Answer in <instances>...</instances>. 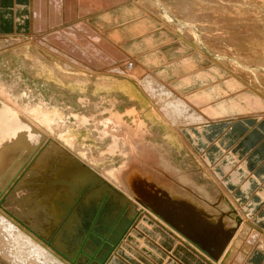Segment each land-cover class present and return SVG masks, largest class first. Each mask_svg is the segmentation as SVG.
I'll return each instance as SVG.
<instances>
[{
	"label": "rangeland",
	"instance_id": "374dc122",
	"mask_svg": "<svg viewBox=\"0 0 264 264\" xmlns=\"http://www.w3.org/2000/svg\"><path fill=\"white\" fill-rule=\"evenodd\" d=\"M32 1L35 2L37 12L42 13V19L47 22L49 20V16L53 12L50 5L54 0ZM81 1L83 0H77L76 2L77 6L75 9L77 12L79 8L78 5H80ZM117 1L118 0H115L113 5L109 3L111 6L108 8L115 6ZM151 1L152 5L154 4L152 8L147 6V2L145 0H135L133 1L135 3L132 2L126 5L133 4V6L141 11V15H149L152 17L155 23H157L154 28H168L171 30V33L174 35L171 36L169 34L171 39L178 37L177 39L181 41H183V39L187 40L184 37V34H186L185 31L186 29L187 31L191 30L195 35L190 38L191 41L187 40L190 44H186L189 47L192 46V49L188 51L186 46L185 54L192 53L197 59L195 67L187 68L185 72L181 70L171 73L169 78L171 79L170 82L166 81L165 77L156 76L155 74V76L152 77H155L162 82L174 93L175 96L178 94L177 97L180 96L183 99L186 98V95L190 92L187 91L188 93H182V91L176 87L179 80L188 75H195V73L199 74L201 72H210V74H212L211 78H207L208 76H206V78L203 77L204 81H201V84L193 87L191 90H196L197 88L200 90L206 88L210 89L211 87L220 88V92L222 94L217 97H211L212 102H214L213 104L221 102L227 98H236L251 91L250 93L255 95L257 100H248V102H245L249 103L250 107L249 105L244 104V107L242 106L240 109L237 107H235V109L227 108L228 112L232 111L227 115L234 117L245 114L264 113V0ZM163 1L170 5L169 7L171 10L167 9L163 5ZM55 2L57 5L56 8L60 11L57 13L64 18L62 15L63 0H59V2L58 0H55ZM102 8L103 7L100 6L97 10L100 11ZM172 8H177V12L179 14L174 13ZM32 10L34 15V7ZM184 10L187 11L189 13V17H191V19L186 22L181 16L183 15ZM92 11L93 12L91 13L98 12L96 10ZM50 17H52V15ZM130 19L132 20V18ZM75 20L66 22L62 26H69L70 23L72 25ZM35 24L39 25L40 33L31 31L29 35L33 33L36 36H41V34L45 35L50 33V31H55V27H53V29L51 27L41 29V27L44 26L42 21L36 20ZM189 25H191V28L188 27ZM34 28L36 29L37 27L35 26ZM154 28L144 29V35L149 34ZM56 31H59V29ZM111 32L109 31V33ZM76 33L77 34H72V37H70L71 39L66 37L63 38V34L60 35L59 33H56V35H60L65 40V43H67V49L64 48V50L68 53V55L76 56L78 54V56L73 57L78 60L81 59L80 62H85L84 64H92L86 68L82 67L79 69L78 67L76 68L78 70L72 69V71L62 70L63 63H65L62 61V57L46 52L45 48L31 40L29 35L20 40H16L15 37H0V109L2 108L1 103L11 106L14 112L20 116L17 124H20V122H22L21 124H28L30 128L32 127L30 129L32 134L34 132L36 134L35 139L31 140L30 138L28 140V138L25 137L26 141H23L19 135L21 134V137L24 138V135H26L24 133L25 131L16 135L14 133H7V130L5 129L7 126L0 128V135L2 134L0 136V167L2 166L0 169V215L6 217L9 221L19 227L20 230L26 233V229H24L22 225H19L16 220L14 222V219H10L12 217H10L11 210L9 211V209L17 211L19 215L24 213L23 210L29 214L34 213V211L40 214V216L41 214H45L43 209L47 207L43 208V206L37 202L36 198L40 197V199H42V173L45 175V182H47L46 179L50 178L51 169L46 170V167L50 164L55 167L56 163H80L82 175L86 170L89 171V169L95 171L99 177L108 181L129 199V203H127V205H129L127 208L129 213L134 212L132 210L136 207V209H141L140 211L149 214L150 211L143 205V203H151L155 207L160 208L164 206L163 200L157 196L158 194H156L158 190L162 188L161 184L156 180L153 182L152 179L149 180L147 177V180H142V185L134 186V182L130 184L127 178V185L139 194L137 195L134 191H132V194L129 193L126 185H118L113 179H111L106 171L111 166L119 163L120 158L115 157L112 160V156L108 153L101 155L100 150L105 147L109 138L107 137L101 141L91 126L82 127L79 130V127L74 123L73 115L76 114L85 115L88 116V118L90 116H95L98 119L102 116H107V113L105 112L99 113V111H96L92 101H99L102 98H107L108 100L118 97L120 98H117L119 110H123L132 104H137L138 110L142 112L141 117H145L150 123V130L149 134L146 135V139L161 145V151L164 153V157L169 160L170 165L175 167L178 173L180 172L183 174L187 179V182L190 183L188 185L182 183L181 185L177 181L178 175L176 177L171 174L174 182L176 183V187H179L178 190L176 188L172 189L171 187H169V189L171 188L175 195L180 196V200L184 203L182 218L192 219L190 221H193L196 231H201V234L202 231H205L216 239L219 238L224 240V229L226 228L224 225L227 224L231 229V235H233L234 231H236L234 229L237 225L236 222L235 225L232 222L230 225L229 223H224L223 220V223H221L220 226L209 224H216L219 218H232V216L228 215L232 214L229 212L232 208L230 202L227 200L231 199V197H229L230 195L228 194V189L223 184V179L220 176L221 173L219 174V170L215 168V163H227V161L229 163H248V161L245 158H240L241 154L237 152L235 148H232L231 151L223 153L227 156L233 154L234 158L226 159L227 161L224 162V155L222 154L219 159L218 152H220V147L215 146L217 143L216 137L208 139L209 143H206L205 145L201 144V146H199L201 142H199L197 138L200 136V131L203 129L201 126L198 127V125H191L181 127L178 130L179 133H177L175 127H172L166 119H163L160 115H158L157 106L154 105V100H148L149 98L145 97L146 94H143V92L139 89L140 86L137 85V82H135L134 79L131 80L122 77L124 75L108 71L110 73L109 74L107 70L105 71V69L109 68L110 65L115 67L119 61L114 55V51L112 49H110V51H106L104 46L109 45V43L112 45L115 43L118 48L117 50L126 55L123 49L119 48L118 44L120 43L111 42L109 39V33L107 35L109 43L105 38H102L103 42H101L99 39L92 38L91 35H89L91 36L90 39L88 36H83L84 33H80L79 31ZM201 33L206 35L208 38L203 37ZM104 34L106 35V33ZM52 35L54 34H51V36ZM59 39L55 41L58 42ZM130 40L132 41L130 38L126 43H130ZM91 42L93 43L91 44ZM55 44L61 45V42ZM61 46L63 47V44ZM197 49H199L200 52ZM78 50L79 52H77ZM156 50L157 49L150 48L148 50H143V52L150 53L151 51ZM193 50L199 53L195 54V52H192ZM70 51L74 54L72 55ZM157 51H160L158 53L160 55L165 53L164 51L161 52L162 49ZM173 51H175V47L172 48L170 52ZM143 56H145V54L132 57L140 64V68L143 67L144 69L153 70V67L156 64L148 62L151 66L148 65L147 67V65L144 64V61L140 59ZM185 56L187 57V55ZM87 58L88 61L90 60L89 63ZM173 58L174 57L171 56V59L169 58V62H173L171 61ZM167 60L168 58H165L161 60L160 63L164 64ZM48 61L52 63L55 62L54 64L56 65H49ZM232 68L239 70V72L233 70ZM175 78H177V80ZM237 79H239V81ZM228 81L233 83V89L229 88L228 84L230 82ZM127 92L131 95L128 96L130 99L121 96V93H126L127 95ZM80 99H84L85 103H82ZM89 102H91V104ZM198 104L203 106V108H210L212 103L205 100L200 101ZM191 107L194 109L193 105H191ZM203 108H200V111H202ZM249 108L252 110L250 111ZM209 114L210 116H208ZM213 115H215V113ZM213 115L209 112L206 114V117L209 119L210 117L214 118ZM126 118L127 120L129 119V122L131 121V118ZM254 119L255 121L252 123V126H259L264 121V115L256 116ZM58 121L61 123H59L60 128L57 129L55 124ZM232 122L235 121L228 120L222 123H226L227 126H230ZM199 125H205V123ZM67 129L69 130V133ZM36 130L40 131L42 134L43 144L39 143L40 148L38 146L39 149L37 152H35L34 149L27 156L26 149L31 146L32 143L39 142L38 140H40L39 133H37ZM196 130L198 131L196 132ZM12 134L16 137L11 136ZM5 135L7 136L5 137ZM260 135H264V127L262 131H260ZM45 136L47 139H45ZM261 142H264V136L261 139ZM259 146V142L255 141L250 148L256 149ZM215 152H217V154H215ZM17 154L19 159L15 162H10L12 158L17 157ZM118 157H120V155ZM23 163L25 164L17 173H15L16 175H14L10 184L3 191H1L2 185L6 181L10 180L12 172H14L17 166ZM44 163L45 168H41L40 164L44 165ZM42 169H45V172H43ZM150 170H154L155 175L157 173H163V170L155 163H151ZM167 175L169 174L167 173ZM167 175L164 174V177H167L168 179L171 178L170 175ZM145 183L147 184L145 185ZM60 187L61 185H59L57 189L60 190ZM143 190H145V194L142 193ZM225 194L227 195V199H225ZM127 205L125 207H127ZM167 207L168 206L165 208ZM221 211H225L224 216L218 215ZM139 213L140 212H137L135 214L138 216ZM150 214L153 215L152 213ZM34 216L35 217L30 216L29 219H40V216ZM153 216L159 222L163 223L155 215ZM177 217L183 220L178 215V212ZM49 220V225L53 224L52 226H54L56 224L55 218H53L52 221L51 219ZM27 235L30 236L29 234ZM260 244L257 248L262 251L264 257V244ZM46 246L45 249L48 250ZM61 262L63 264H72L67 260L66 262L61 260Z\"/></svg>",
	"mask_w": 264,
	"mask_h": 264
},
{
	"label": "bare ground",
	"instance_id": "6f19581e",
	"mask_svg": "<svg viewBox=\"0 0 264 264\" xmlns=\"http://www.w3.org/2000/svg\"><path fill=\"white\" fill-rule=\"evenodd\" d=\"M71 1L75 2V4L73 2L71 3L72 4L71 9H73V10L70 11L71 13L69 16L63 18L62 16H60L57 13L60 11L56 8L57 5L55 3L57 1L55 2V0H54L52 2V4L50 5L51 9H53V12L51 14L52 17H50L51 16L50 15L49 20L47 22H45V20L42 19V17H43L42 13L37 12L35 2L32 1V6L35 9V14L33 15L34 23L36 20L42 21L43 24H45V26L41 27V29L48 28V27H51L53 29V27H55V31L53 30L54 32L50 31V33H47L50 36H51V34H54L51 36V38L47 34H45V35L41 34V36L40 35L36 36L35 34L32 33L31 35H29L30 39L35 41L38 45H41L43 48H45L46 52L61 56L63 59L62 61L65 62V63H63V68H62V70H64V71H69V70L72 71V69L78 70V69H76L78 67H79V69H81L82 67L86 68V67H89V65L91 63L90 64H84L85 62L84 63L80 62L81 61L80 58H79L80 60H78L77 58H74V57L78 56V54L76 56H74L73 55L74 53H72L71 51L70 52L72 53V55L74 57L68 55V53L64 50V48L67 47L66 46L67 43H65V40L63 38H65V37L70 38V37H72V34H77L76 33L77 31H81V33H84L83 36H86V37L88 36V38H90V39L92 36V38L99 39V41L103 42L102 38H105L108 42L109 40H108L107 35H108L109 31L106 33V35L104 33H101V32H96V31H94V29H92L87 24V20L91 16H95L97 14H101L104 11L109 10L110 8H108V7H110L111 5H113V3H115V0H83L80 2L79 8H78L79 13H78L77 10L75 9V7L77 6V3H76L77 0H71ZM145 1L147 2V6L149 8L153 7L154 4L152 5L151 0H145ZM58 2H59V0H58ZM63 2H64V0H63ZM78 3H79V1H78ZM109 3L111 5H109ZM63 4H65V3H63ZM65 5H67V3ZM163 5L167 9L171 10L169 7L170 5L167 4L165 1H163ZM100 6L103 8H102V10L99 9L100 11H98L97 9L100 8ZM33 7H32V9H33ZM222 7H224V6H222ZM154 9H155V7H154ZM83 10H84L85 14L83 13ZM92 10H94V11L96 10L98 12L91 13V12H93ZM172 10L174 11V13L179 14L177 12V8L176 9L172 8ZM65 12H66V10H65ZM80 14H83L84 16L80 15ZM141 14H142L141 11L138 8H136L135 6H133V4L124 5L119 9H116L112 12L103 14L102 18H101L103 25H106L107 23H110L111 21L117 22L118 20H124V19H128V18H132L131 21L132 22L134 21V23L131 24L129 27L114 30L112 32L110 31L111 32V33H109L110 41L117 43L118 39L126 33L135 34V33H138L140 31H143L144 29H151V28H154L156 26L157 23H155V21L152 19V17H150L149 15L143 16ZM66 15H68V14L66 13ZM76 15H78V16H76ZM181 16L185 22L188 21L189 19H191V17H189V13L185 10L183 12V15H181ZM99 18H100V16H99ZM72 20H75L72 25L70 23L69 26H64V27L62 26L64 23L72 21ZM98 25L100 26V23ZM35 26L37 27L36 29L34 28ZM190 26L191 25H189L188 27H190ZM31 27H32L31 31H33L35 33H40L39 25L31 24ZM58 29H59V31H56ZM74 29H76V30H74ZM171 32L172 31L169 30L168 28H154L149 34L144 35L140 40H137V41L133 40L134 42H131L128 45L127 44H122V45L118 44L119 48L123 49L124 53L127 56L124 55L123 53H121L119 50H117L118 48L116 47L115 43L112 45L108 42L109 45H106V46L102 45L105 47L106 51H108V50L110 51V49H112L115 53L114 55L116 56V58H118V61H119L117 65L115 64L116 65L115 67L110 65L109 68L105 69V71L107 70V72L109 71V72H113L115 74L117 73V74L124 75L122 77L131 79V80L134 79L135 82H137V85L140 86L139 89L143 92V94L147 95V96L145 95V97H148L149 98V99L147 98L148 100H154V102H155L154 105L157 106L156 108L158 110V112H157L158 115H160L163 119H166L167 122H169V124L172 125V127H175L177 133H179L178 130L181 127H186V126H191V125H199L202 123H206L207 122L206 119L208 118V117H206V114H208L209 112H211L212 115L215 113V115H213L214 118H217L220 116H228L227 114H229V112H232V111L228 112L227 108H232V109L234 108L235 109V107H237L240 109L242 106L244 107V104L249 105V107H250V104L245 103V102H248V100L249 101L257 100L256 96L251 94L250 93L251 91H250V92H246V93H244V94H242L236 98H227L221 102H217V103L213 104L214 102H212L211 97L212 96L217 97L220 94H222L220 92L221 91L220 88H216V87H211L210 89L206 88V89H202V90L197 88L196 90H192L189 94L186 95V98H183V99L180 96L177 97L178 94H177V96H175L174 93L171 90H169L162 82H160L158 79H156L155 77H152V76L156 75V76L165 77V76L170 75L174 71L178 72L181 70H186L187 68L195 67V63L197 62V59L195 58V56L193 54H192V56L185 57L183 50H181V48H183V47L180 46V48H179L178 47L179 45L178 46H176L175 44L171 45V40H170L171 38L169 37V34L171 36L173 35ZM56 33H59L60 35L63 34L64 37L62 38L60 35H56ZM185 33L186 34H184V37L188 41H191L190 38L195 35L191 30L187 31V29H186ZM33 35H35V36H33ZM89 35H91V36H89ZM6 36H7V34H6ZM74 36L77 37L76 35H74ZM202 36L205 38H208L204 34H202ZM24 37L25 36L19 35V37H15V38H16V40L17 39L20 40V39H24ZM12 38H14V37H12ZM59 38H61V39H59ZM57 39L60 40V41L58 40V42H61V45L63 44V47L59 44L58 45L55 44V43H58V42H56ZM187 40L183 39V41H185V43L190 44ZM93 42H91V44ZM139 44L143 47H152L153 46L152 49H157V50L162 49L161 52H163V51L165 52L162 54L164 57L162 55L158 54L160 51H157V50L151 51L150 53L141 57L140 59L142 61H144V64L147 65V67H148V65H150V64H148V62L153 63V64H159L160 61L165 59V58H168L167 62H169L171 59V56L174 57L171 60L173 62H169V63L166 62L162 66L160 65V67L156 71L150 70V69H144L143 67H141L142 70H144L145 72L142 71L141 68L139 67L140 64L137 63L136 59H133V57L131 55V53L133 51H135L136 49L138 50L140 48V47H138V46H140ZM163 45H166V46L162 47ZM174 47H175V51L170 52L171 49ZM191 47L187 46V50L188 51L191 50L192 49ZM68 50H70V49H68ZM197 50L199 51V49H197ZM77 52H79V50ZM192 52L194 53L195 51L193 50ZM199 52H195V54H198ZM111 54L113 55L112 52H111ZM128 56H130V57H128ZM183 57H185V58H183ZM87 61H88V58H87ZM89 61H88V63H89ZM48 63H49V65L51 64L53 66V64L55 62L52 63V62L48 61ZM31 64H33V63H31ZM54 65H56V64H54ZM86 65H88V66H86ZM101 68H103V67H101ZM232 69L239 72V70H237L235 68H232ZM208 74H210V72L209 73L201 72L199 74L195 73V75H188V76L182 78L181 80H179V82L176 84V87L179 90H187V91L189 90L190 91L193 87L201 84V81H204L203 77L206 78V76H208L207 78H211L212 74H210V75H208ZM103 75H105V74H103ZM237 80L239 81V79H237ZM228 82H230L229 84H231V85L228 84L229 88L233 89L234 88L233 83L231 81H228ZM118 84H120V83H118ZM106 93H108V92H106ZM118 93H120V92H118ZM226 95H228V94H226ZM121 96H124V97L130 99L128 96H131V95H130V93L127 92V95H126V93H121ZM134 96H136V95H134ZM117 98H111L108 100H107V98L106 99L102 98L99 101L98 100L92 101L95 110L99 111V113L105 112V113H107L106 114L107 116H102L101 118L98 119L95 116H90L88 118V116H85V115H80V114L73 115L74 123L79 127V130L82 127L91 126V128L93 129V131H95V133L97 134V136L100 138L101 141H103L107 137L109 138L105 147L100 150V153H101V155L108 153L110 156H112V158H111L112 160L115 157L120 158V162L117 163L116 165L108 168V170L106 171L108 176L111 179H113L118 185H126V188L129 190V193H131V194L133 193L132 191H134V190L132 188H130L129 185H127V178L129 180L130 184H132L134 182L133 183L134 186L135 185L136 186L142 185L143 184L142 180L146 179L148 177L149 180L152 179L153 182H154V180H156L158 183H160L164 190H168L169 187H171L172 189L176 188L178 190L179 186L177 185L178 187H176V183L174 182L173 179H171V178L168 179L167 177H164V174L167 175V173H168L170 176H171V174H172V176H176V177L178 175L177 181L181 185H182V183L187 184V185L190 184L187 182V179L184 177V175L181 174L180 172L178 173L176 171L175 167L170 165L169 160L164 157V153L161 151V149H162L161 145L146 139V135L149 134V130H150L149 124L150 123L147 121V119L145 117H141L142 112L140 110H138L137 104L136 105L132 104L123 110H119L118 109L119 108L118 107L119 106L118 99H120V98H118V99ZM75 99H77V98H75ZM77 100H79V99H77ZM205 100H208L210 103H212L210 108H207V107L203 108V106L198 104L200 101H205ZM80 101L83 103L84 99L83 100L80 99ZM89 103L91 104V102H89ZM1 104H2L1 105L2 108L0 109V128L7 126L5 128L7 130V133L8 132L14 133L16 135H18L22 131H25L24 133L26 135H24V138L21 137V134L19 135L21 140H23V141H26L25 137L28 138V140L30 138H31V140L35 139L36 138L35 132L33 133L34 134L33 135L31 130H30L32 127L30 128V126L28 124H24V123L21 124L22 122H20V124H17V121H19L18 119H20V116H18L17 113L14 112V110L11 108V106L6 105L5 103H1ZM190 104L193 105L194 109L191 107ZM199 106H200V108H203L202 111H200L201 109L199 108ZM205 106H206V104H205ZM249 110L251 111L252 109L249 108ZM208 116H210V114ZM126 117L131 118V121L129 122L128 121L129 119L127 120ZM59 123H61V122L58 121L55 124L57 129L60 128ZM65 123H66V121H65ZM67 131L69 133L68 129H67ZM4 132H6V131H4ZM4 132H3V137H4ZM36 132L39 133L40 140H38L39 142L32 143L31 146H29L26 149L27 156L34 149H35V152H37V150L40 148L39 143L43 142V136H41L42 134L40 133V131L36 130ZM14 134H12L11 136L16 137ZM6 136L7 135H5V137ZM51 136H53V135H51ZM45 139H47L46 136H45ZM18 142H20V141H18ZM16 143H17V141H16ZM100 145H102V144H100ZM38 146H39V148H38ZM119 155H120V157H118ZM18 157L19 156L17 154V157L12 158L10 160V162H15L16 160L19 159ZM96 161H97V159H96ZM151 163L157 164V166H159L163 170V173H157L155 175L154 170H152V171L150 170ZM1 167H0V169H1ZM18 169H19V166H17L16 169L14 170V172H12V176L10 178L14 177V175ZM169 175H167V176H169ZM10 182L11 181H6L2 185L1 190H4L10 184ZM146 184L147 183H145V185ZM142 193L145 194V190H143ZM135 194L139 195L136 192H135ZM0 254L2 256L6 257L7 260L9 262H11L12 264H63L60 260H58V258H56L54 255H52L41 244L34 241L30 236H28L26 233H24L22 230H20L19 227H17L15 224H13L11 221H9L6 217H4L2 215H0Z\"/></svg>",
	"mask_w": 264,
	"mask_h": 264
},
{
	"label": "crops",
	"instance_id": "0c3cea01",
	"mask_svg": "<svg viewBox=\"0 0 264 264\" xmlns=\"http://www.w3.org/2000/svg\"><path fill=\"white\" fill-rule=\"evenodd\" d=\"M133 1L135 0H118V5L115 4V6L111 7L109 10L91 16L87 20V24L94 29V31L101 33L129 27L134 23L130 18L118 20L117 22L111 21L106 25L102 24L101 18L103 14L119 9ZM72 2L71 0H64L63 3H67V5L62 4V15L64 17L69 16L71 13L70 11L73 10L71 9ZM73 3L75 4V2ZM66 13L68 15H66ZM35 23L32 13V0H0V37L27 36L31 32V24ZM99 23L100 26L98 25ZM79 32L81 33V31ZM143 36V31L135 34L126 33L118 39V42L120 44H127L126 42L128 39L131 38L132 41H130L134 42L133 40H140ZM170 40L171 45L175 44L176 46L179 45L183 47L181 50H183L184 56H192V53L185 54L184 49L187 45L185 41H181L177 38H172ZM138 47H140L138 50L136 49L131 53L132 56L146 55L148 53L143 52V50H148L153 46L148 48L140 45ZM160 65L162 66L163 63L154 65L153 70L156 71ZM183 71L185 72V70ZM169 78L170 75L165 76L168 82L171 81ZM175 79L177 80V78ZM181 91L182 93H187V90ZM191 91L188 90V92ZM263 115L264 113H253L234 117H210V119H206L208 123H205V125H198V127L201 126L203 128L200 131L202 134L198 132L200 136L197 140L201 142L199 146L209 143L208 139L216 137L217 143L215 146L220 147V152H218L219 159L223 153L235 148V150L241 154L240 158H245L248 161V163H229L226 159L234 158L233 154L229 156L223 154V161H227V163H215V168L219 170V174L221 173L220 176L223 179V184L228 189L229 197H231V199H227V195L225 194V199L231 203L232 209L229 212L232 214L228 215L232 216V218H219L216 224H209L220 226L223 220L224 223H229L230 225L231 222L234 225L237 223L234 228L236 231H234L233 235H231L229 226L227 224L224 225L227 228L224 229V240L219 238L216 239L205 231H202L201 234V231L195 230L196 233L200 234L199 238H201L211 254L217 255L218 253L216 260L202 253L179 235L178 232L166 224L159 222L150 213L147 214L140 211L141 209H137V212H140L137 216L133 209L132 211L134 212L128 214L129 217H132L133 223L104 264H263L264 257L262 251L257 247L260 243V245L264 244V142H261L264 135H260V131H262L264 127V121L259 126H252V123L255 121L254 117ZM228 120H233L235 122H232L230 126H227L226 123H222ZM197 131L198 130H196V132ZM255 141H258L260 146L256 149L250 148ZM215 154H217V152H215ZM40 166L41 168H45V163L44 165L40 164ZM48 169H51V172L50 178L46 179L47 182H45V175L42 173V199H40V197H38L39 200L36 198L37 202L41 204L43 208L47 207L45 209L42 208L45 214H41L40 216V214L35 211L29 214L23 210L24 213L19 215L17 211L9 209V211L11 210L10 217H12L10 219H14V222L16 220L19 225H22V227L26 229V233L44 248L47 245L46 247L48 250L56 256L58 260L61 259L66 262L65 258L51 247H48L49 245L47 242L53 243V241H55V237H57L55 236L56 231L62 224V222L59 223L55 228L52 226L53 224L49 225V219L52 221L53 218L62 214L61 208L58 207L60 204L66 205L72 202L74 204L75 190L80 184L82 169L80 163H56L55 167L50 164L46 167V170ZM42 171L45 172V169H42ZM86 172L89 173L87 170ZM171 179H173L172 176ZM59 185H61L60 190L57 189ZM80 194L81 193H79V196ZM79 196H77V199ZM221 212L218 213V215L224 216L225 211ZM34 215H36V217L40 216V219H29L30 216L35 217ZM0 264L12 263L0 255Z\"/></svg>",
	"mask_w": 264,
	"mask_h": 264
},
{
	"label": "water",
	"instance_id": "95a60500",
	"mask_svg": "<svg viewBox=\"0 0 264 264\" xmlns=\"http://www.w3.org/2000/svg\"><path fill=\"white\" fill-rule=\"evenodd\" d=\"M24 164L19 165V169ZM156 194L163 200L164 206L160 208L151 203H143L150 213L202 253L216 260L218 253L211 254L199 238L200 234L195 232V224L190 221L192 219L182 218L184 203L180 200L181 197L175 195L171 188H160ZM128 201L123 193L99 177L95 171H85L75 190L74 204L72 202L58 206L62 214L55 217L54 227L61 222L62 224L56 231L55 241L47 242L48 245L72 264H104L133 223L132 217L128 216ZM166 206L168 207L165 208ZM134 210L137 213L136 207ZM177 212L183 220L177 217Z\"/></svg>",
	"mask_w": 264,
	"mask_h": 264
}]
</instances>
